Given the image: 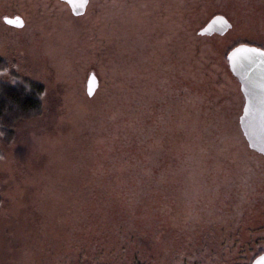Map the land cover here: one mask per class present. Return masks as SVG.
<instances>
[{
  "label": "rangeland",
  "instance_id": "rangeland-1",
  "mask_svg": "<svg viewBox=\"0 0 264 264\" xmlns=\"http://www.w3.org/2000/svg\"><path fill=\"white\" fill-rule=\"evenodd\" d=\"M217 14L231 28L199 35ZM17 16L20 28L3 21ZM241 42L264 47V0H88L80 15L62 0H0V81L12 71L45 87L43 113L0 141V264H78L62 247L111 264H243L235 244L210 258L196 238L222 236L205 221L264 233V197L250 192L264 169L226 59Z\"/></svg>",
  "mask_w": 264,
  "mask_h": 264
},
{
  "label": "trees",
  "instance_id": "trees-1",
  "mask_svg": "<svg viewBox=\"0 0 264 264\" xmlns=\"http://www.w3.org/2000/svg\"><path fill=\"white\" fill-rule=\"evenodd\" d=\"M250 45H255L257 47L264 48L263 46L257 43H254V44L251 43ZM235 46L231 47L227 51V53ZM6 68H7V61L0 57V71H4L6 70ZM93 76L95 77L96 85H97L98 80L95 74H93ZM44 96H45L44 84L38 81L29 79L27 77H23L19 74L17 75L16 73L12 71L9 72V77L7 80L0 81V141L3 144L5 143L8 144L13 140L14 134H15V128L18 123H20L23 120L32 118V117H38L43 113ZM91 97L93 96H89V98ZM246 155L249 158V155L248 154ZM254 155H256L257 158L256 159L252 158L253 159L252 164L258 165V168L264 169V156H260L258 154H254ZM262 187L263 188L260 190V193L254 194V191H257V189L255 186H250V192H251L253 201H255L256 199L259 200L262 197H264V192H263L264 185ZM252 206L251 204H248L246 207L252 208ZM118 209L121 210L120 208ZM118 213L120 216L119 221L121 223L118 225V227L125 228V221H126L125 212L121 213L118 211ZM122 216H124L123 221H122ZM233 221L227 222V226L224 228L221 226V224H215L213 226L210 224V222L208 223L205 221L203 223V226H205V228L203 229L205 231L207 230L211 231L212 229H215L218 226L217 229L218 231L219 229L221 230L222 236L219 237L218 235L217 237H213L212 235L203 234V235L196 237L197 241L198 242L200 241L201 249H203L204 252L207 254V256L210 258L214 257L213 253L220 252V251H228L229 246L235 244L236 246L239 247L240 254L243 255L242 257H240L241 260H243V264H245V262L246 264H251L252 260L255 257H257L258 255L264 252V233L262 236L256 235V236H250L247 238H244V237L241 238L240 235H236L233 232L235 237H232L230 235L231 225L235 226L238 223L236 222L235 224H232ZM75 222L78 224V221H75ZM89 223L90 224L88 225H91V224L95 225L97 223H100V217H98V215L97 217H90ZM89 227H92V226H89ZM259 228L263 229V232H264V225L260 226ZM238 234H240V230L238 231ZM197 241H195V244H194L195 251L193 252H195L196 257L198 258L200 257L201 254H199L200 245L198 244ZM63 242L64 244H66V241H63ZM60 249H61L60 252L62 251V249L67 250V252H65V257L68 260L69 258H77L79 260L78 264H111L110 261L112 259L109 260L105 258L104 251L92 252V251H87V250L86 251L80 250L79 252L78 249H74V248L67 249L63 247ZM249 252H251V254H248ZM61 256H62V253L60 255V258ZM122 258L121 259L118 258L119 261L117 263L121 264L122 262L123 264ZM238 261L240 260L238 259ZM134 264H139V261L135 260Z\"/></svg>",
  "mask_w": 264,
  "mask_h": 264
},
{
  "label": "water",
  "instance_id": "water-1",
  "mask_svg": "<svg viewBox=\"0 0 264 264\" xmlns=\"http://www.w3.org/2000/svg\"><path fill=\"white\" fill-rule=\"evenodd\" d=\"M65 1L74 15L82 14L88 0ZM3 21L15 27H22L20 17H4ZM231 28V23L221 14L214 15L198 31L199 35H223ZM229 71L238 81L244 98L239 127L247 148L264 156V50L250 44H239L227 53ZM96 80L91 73L86 83V94L92 96L96 90ZM251 264H264V252L255 257Z\"/></svg>",
  "mask_w": 264,
  "mask_h": 264
}]
</instances>
